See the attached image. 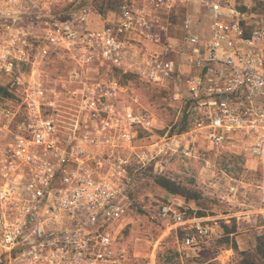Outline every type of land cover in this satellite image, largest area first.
<instances>
[{
  "label": "built area",
  "instance_id": "built-area-1",
  "mask_svg": "<svg viewBox=\"0 0 264 264\" xmlns=\"http://www.w3.org/2000/svg\"><path fill=\"white\" fill-rule=\"evenodd\" d=\"M144 1L149 12L125 2L118 20L81 30L32 14L28 0H0V88L17 92L0 95V264H127L119 238L139 175H163L175 155L191 157L196 138L216 151L248 149L264 214V11L253 0L243 10L187 0L214 20L209 36L186 37L196 70L184 80L192 128L157 142L155 117L125 103L116 75L137 33L154 48L139 77L154 86L180 77L168 42L180 0ZM89 17L81 12L80 26ZM55 60L65 78H49ZM25 67L27 77H17ZM159 217L182 251L213 241L215 225L170 201Z\"/></svg>",
  "mask_w": 264,
  "mask_h": 264
},
{
  "label": "rangeland",
  "instance_id": "rangeland-1",
  "mask_svg": "<svg viewBox=\"0 0 264 264\" xmlns=\"http://www.w3.org/2000/svg\"><path fill=\"white\" fill-rule=\"evenodd\" d=\"M28 1L32 14H39L48 20L50 17L59 18L60 24L75 25L77 28L80 27L81 12L87 11L92 15V23L96 19L100 20V17L113 20L120 15L124 2ZM235 3L237 9L243 10L248 6V0H235ZM253 6L264 11V0H253ZM206 18L208 16L204 20ZM45 22L37 29L41 35H45L48 28ZM198 35L204 37V34ZM187 36L185 33L180 39L177 58L180 77L175 81L154 86L143 81L136 71L116 75L124 88L125 103L154 115V139L157 142L168 134H180L192 128L193 119L187 112L191 110V105L187 102V85L184 81L190 67L186 57L189 48L186 43ZM28 71V67L23 68L17 77H27L25 73ZM47 73L49 78H65L68 69L62 60H55L50 63ZM11 94L16 95V89ZM194 140L196 146L193 155H175L163 175L147 172L139 175L131 197L132 204L126 227L119 238L121 246L129 255L127 264H149L151 254L157 246V250L160 246L162 248L159 249L156 264H180L176 251L170 249V245L177 242L176 238L166 234V223L159 217L160 206L169 201L192 214L208 219L210 224L229 231H234L239 220L247 218L248 211H253L248 223V228L252 230L251 247L234 253L227 264H264L263 252L259 249L264 242V214L260 213L263 204L258 190L259 170L248 149L240 144L236 149L216 151L201 138ZM244 222L247 223L248 220L244 219ZM167 243L171 244L168 246Z\"/></svg>",
  "mask_w": 264,
  "mask_h": 264
},
{
  "label": "crops",
  "instance_id": "crops-1",
  "mask_svg": "<svg viewBox=\"0 0 264 264\" xmlns=\"http://www.w3.org/2000/svg\"><path fill=\"white\" fill-rule=\"evenodd\" d=\"M230 1L232 2V4H236L235 0ZM250 1L251 0H248V6L251 5ZM125 2L132 3L136 10L146 8L148 12L150 11L149 6L147 5V3H145L144 0H124L123 3ZM205 16H208V18L205 19L206 21L204 20ZM118 18L119 16H117V18H113L112 20L108 18L105 19V17H100V20L96 19V21H94L95 19H93L94 22L92 23V15H90L89 21L84 24V27L80 26L79 29H100L103 28L105 25L118 20ZM169 20L171 25L168 32V42L172 50L169 55V59L176 64L177 72H180L177 65L180 39L185 33L195 35H198L199 33L204 34V37L209 36L214 23L213 13L207 6L199 5L197 3H194L193 1L190 2L187 0H180L179 5L174 10ZM162 21H164V18ZM187 23L190 27L189 32L185 30V25ZM126 52L127 54L125 55V58L123 60V69L119 71L118 74H123L128 71H136L138 73L139 68L144 66L149 60L150 55L154 52V48L148 42L142 40L137 35V33H134L129 36L126 41ZM187 71L188 72L186 74L188 76L185 77L184 80L189 78L190 75L196 73V70L193 69L192 66L188 67ZM252 213L254 212L248 211L247 218H244L248 220V222L245 223L244 219L242 218V221L239 220L236 229L234 231H229L230 233H226L225 229H222L218 227V225H216L215 235L210 245H206L202 248L185 252L181 250V247L177 242H174L172 244L169 243V245L171 244L170 249L176 251V256L179 258L180 264H227L235 253L232 247L233 242L236 243L239 250H245L251 247L250 236L252 230L248 228V223L250 222V217ZM239 218L241 219V217ZM226 239H229L230 243H228ZM160 248L162 247L160 246ZM159 249L156 251L155 255L156 263L158 262Z\"/></svg>",
  "mask_w": 264,
  "mask_h": 264
},
{
  "label": "trees",
  "instance_id": "trees-1",
  "mask_svg": "<svg viewBox=\"0 0 264 264\" xmlns=\"http://www.w3.org/2000/svg\"><path fill=\"white\" fill-rule=\"evenodd\" d=\"M0 95L1 96H5V97L12 96V94L7 89H4V88H0ZM225 231H226V233H230L227 228H226ZM226 241L228 243H230L229 239H226ZM232 247H233L235 253H237L239 251V248H238V246L236 245L235 242H233ZM259 249H261V251L263 252V257H264V242L261 244Z\"/></svg>",
  "mask_w": 264,
  "mask_h": 264
}]
</instances>
